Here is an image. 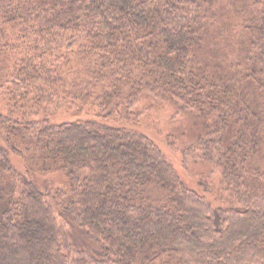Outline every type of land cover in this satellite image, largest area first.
Segmentation results:
<instances>
[{"label": "trees", "instance_id": "16d2710c", "mask_svg": "<svg viewBox=\"0 0 264 264\" xmlns=\"http://www.w3.org/2000/svg\"><path fill=\"white\" fill-rule=\"evenodd\" d=\"M0 96V264H264V0H0Z\"/></svg>", "mask_w": 264, "mask_h": 264}, {"label": "rangeland", "instance_id": "374dc122", "mask_svg": "<svg viewBox=\"0 0 264 264\" xmlns=\"http://www.w3.org/2000/svg\"><path fill=\"white\" fill-rule=\"evenodd\" d=\"M226 5V2L224 1L223 6ZM216 13V21L214 27L217 29H220L222 25H226L229 29L231 25V20L224 18V11L217 10ZM218 13V14H217ZM223 17L224 20L218 21L217 18ZM147 102L143 99V96L140 98V100L133 106L134 112L138 113V117L136 121L129 120V121H123V123H126V125L133 127L135 129H138L139 131H143L147 135H149L151 138L154 139L156 143L159 144V146L162 148V150L170 157L172 163L177 167L178 171L184 174L186 177L190 178V180L194 179V174L199 172L201 169H204L202 164L197 163V166H193L195 161L192 160L190 155H187L184 160L181 159L180 153L175 149V147L170 144V140L168 139V133L171 130L178 131V129H181L186 135V141L189 137H192L197 129V126L187 125L186 120L183 119L181 114H177V116L172 115V105L165 103H158L156 105H153L152 107L146 109ZM6 112V108L4 106L3 100L0 96V114H4ZM87 116V113L81 112L77 113L74 110H60L58 114L51 116L50 121L59 122L65 121V120H75L77 118L85 117ZM184 125L186 128H184ZM188 128H193L192 130H188ZM183 135L177 136L176 140V146L181 144L182 140L181 137ZM184 140V138H182ZM3 142V135L0 132V145H2ZM12 159L17 161V159L12 155ZM185 172V173H184Z\"/></svg>", "mask_w": 264, "mask_h": 264}]
</instances>
